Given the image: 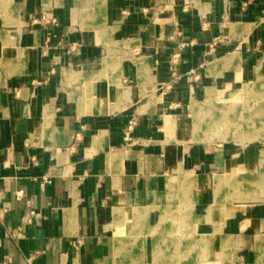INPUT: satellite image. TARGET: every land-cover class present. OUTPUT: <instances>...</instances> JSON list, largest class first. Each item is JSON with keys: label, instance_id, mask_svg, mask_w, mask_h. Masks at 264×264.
I'll return each instance as SVG.
<instances>
[{"label": "crops", "instance_id": "obj_1", "mask_svg": "<svg viewBox=\"0 0 264 264\" xmlns=\"http://www.w3.org/2000/svg\"><path fill=\"white\" fill-rule=\"evenodd\" d=\"M120 44L144 55L107 65ZM224 78L264 80V0H0V264H196L230 243L256 249L264 200L213 207L224 174L260 160L203 139L219 112L199 99ZM221 113L225 140L264 143L263 113Z\"/></svg>", "mask_w": 264, "mask_h": 264}, {"label": "rangeland", "instance_id": "obj_2", "mask_svg": "<svg viewBox=\"0 0 264 264\" xmlns=\"http://www.w3.org/2000/svg\"><path fill=\"white\" fill-rule=\"evenodd\" d=\"M111 50L113 53H111L112 58L116 59L117 61H105V63H117L119 60H121L123 57H126L127 54L124 55V52H129V54L134 55L135 57L143 56L144 53L140 50H137L134 53L131 50H127L124 46L117 45L116 48L111 46ZM215 54V53H214ZM213 54V55H214ZM219 56H223L220 53H216ZM129 56V55H128ZM127 56V57H128ZM224 58V57H223ZM219 58V59H223ZM218 59V60H219ZM172 65V64H171ZM117 71H114L115 74L119 72L120 68L115 65L113 67ZM173 73V72H171ZM148 73H143L144 77ZM226 78L219 81V86L213 88L211 90V94L206 99L202 98L199 99L202 102L200 105L202 107H206L207 104L212 103L214 104L210 110H215V114H210V117H217L215 118V121L213 124L208 125V128H211L208 130V132L205 133L204 141H208L210 143H216V144H229L234 145L236 148H242L241 145L251 146L255 148L257 158L260 159L258 162V167L256 170L248 171L243 166H233L226 174H224V178H226V181L220 184V188L216 187V191L214 193V204L213 207L215 208L218 204H231L235 203L236 201L239 202H253V201H259L264 200L259 195L260 189L264 188V167H263V160H264V143L262 142H240L234 139L233 137L229 140H225V132L223 129H219L218 126L221 125V121L224 119L222 111L233 109L236 110L237 113H244L247 115H254L255 113H263L264 114V80L259 84L256 81H252L250 83H244L243 80H236L233 79V82L229 84L228 86H224V81ZM238 86V88H234L235 86ZM216 86V85H214ZM155 99L158 100L159 95H155ZM205 100V101H204ZM158 104V102L156 103ZM208 112H204L203 116L206 117ZM186 115H189V112H187ZM208 117V116H207ZM222 119V120H221ZM188 133L190 135L191 130L193 128L192 126V119L188 118ZM249 125H252V122L248 123ZM194 125V121H193ZM258 133H260L261 136L264 137V129L258 130ZM221 142V143H218ZM245 149V148H244ZM249 169V168H248ZM243 171V172H242ZM231 174L232 178H228ZM244 174H252L255 175L256 180L255 182H251L249 188H242L241 182L244 180ZM229 180V181H228ZM240 181L236 185V181ZM234 185H236V189L233 188ZM218 194V197L222 198L225 197V200L222 202L216 203V196ZM216 210V209H215ZM216 230H220V227H216ZM187 232V231H186ZM185 232L184 236H191L194 238H198V235L191 234L189 231V235ZM264 234V233H262ZM198 240V239H197ZM191 241V240H190ZM188 241V242H190ZM235 241V240H234ZM195 243H193L194 245ZM201 244V243H200ZM197 243V245H200ZM228 244V243H227ZM202 245V244H201ZM260 245V246H259ZM233 247H238L237 242L230 243L229 249L227 251L226 257H212V258H206V257H195L196 264H264V235L258 236L256 238V249L255 247L252 248L248 246V248L244 250H238V249H232ZM198 249H201L200 247L194 248L195 251H198ZM232 249V250H231ZM193 250V249H192ZM189 252H193V251ZM203 250V249H202ZM204 251V250H203ZM151 259V258H150ZM188 259V258H187ZM192 260V259H188Z\"/></svg>", "mask_w": 264, "mask_h": 264}, {"label": "bare ground", "instance_id": "obj_3", "mask_svg": "<svg viewBox=\"0 0 264 264\" xmlns=\"http://www.w3.org/2000/svg\"><path fill=\"white\" fill-rule=\"evenodd\" d=\"M92 93V92H91ZM93 96V95H92ZM87 107H84V108H82L81 110H82V112L83 113H85V112H87ZM94 112L95 113H98V112H100V111H97V110H94ZM140 214V212L138 211V210H133V211H131L130 213H123V212H118L117 211V216H122L123 218L124 217H136V216H138ZM131 240V239H130ZM132 242V241H131ZM156 242V241H155ZM136 243V242H135ZM125 244H126V242H125ZM124 247V246H123ZM147 247V246H146ZM119 250H121L120 248H119ZM139 251V250H138ZM141 255H142V253H141ZM153 257H151V259L149 258H147V257H137L134 261H133V263L134 264H143V263H145V262H152V263H155L156 262V257H155V254H153L152 255ZM145 258V259H144Z\"/></svg>", "mask_w": 264, "mask_h": 264}, {"label": "built area", "instance_id": "obj_4", "mask_svg": "<svg viewBox=\"0 0 264 264\" xmlns=\"http://www.w3.org/2000/svg\"><path fill=\"white\" fill-rule=\"evenodd\" d=\"M189 4H187V6H188ZM54 23H56V21L55 20H52ZM217 41L215 42V43H213V45H211V51H215L216 50V46L218 45V43H219V39H216ZM191 44L193 45V42H191ZM179 58H180V54L179 53H177V54H175L174 56H173V66H176L177 65V63H178V61H179ZM134 126H135V120H132V121H130V123H129V126H128V128H127V137H129V135H130V133L133 131V129H134ZM22 196V193H19L18 194V197L20 198ZM2 220V216H1V214H0V221Z\"/></svg>", "mask_w": 264, "mask_h": 264}]
</instances>
